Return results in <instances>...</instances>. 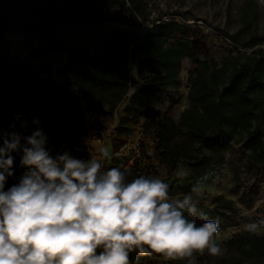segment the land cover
I'll return each instance as SVG.
<instances>
[{
  "label": "trees",
  "instance_id": "trees-1",
  "mask_svg": "<svg viewBox=\"0 0 264 264\" xmlns=\"http://www.w3.org/2000/svg\"><path fill=\"white\" fill-rule=\"evenodd\" d=\"M256 7L257 0H249L235 34L216 30L231 47L228 57L193 59L187 106L175 121L169 112L154 115L151 107L156 96L179 86L184 58L197 52L185 14L152 21L145 0H0V36L25 37L31 46V60L20 61L0 43V146L12 133L29 136L40 128L54 152L66 149L84 159L70 142L84 132L82 107L97 117L98 138L115 121L120 135L143 118L152 157L141 140L147 161L112 157L105 170L127 169V181L159 178L170 184L171 195L182 196L228 168L231 198L214 197L213 209L198 215L197 223L206 218L217 221L218 232L236 229L239 205L264 230V48L253 27ZM56 58L58 69L44 63ZM13 155L5 191L27 171L21 154ZM219 247L222 255L194 253L196 264H264V232L244 228ZM158 257L130 254L133 264Z\"/></svg>",
  "mask_w": 264,
  "mask_h": 264
},
{
  "label": "clouds",
  "instance_id": "clouds-1",
  "mask_svg": "<svg viewBox=\"0 0 264 264\" xmlns=\"http://www.w3.org/2000/svg\"><path fill=\"white\" fill-rule=\"evenodd\" d=\"M48 140L38 128L29 136L12 133L0 146V264H133V252L196 264L194 253L222 255L217 221L197 223L203 184L171 195L159 178L127 181V169L105 170L108 147L99 159L84 160L54 152ZM14 153L27 171L5 191Z\"/></svg>",
  "mask_w": 264,
  "mask_h": 264
},
{
  "label": "rangeland",
  "instance_id": "rangeland-1",
  "mask_svg": "<svg viewBox=\"0 0 264 264\" xmlns=\"http://www.w3.org/2000/svg\"><path fill=\"white\" fill-rule=\"evenodd\" d=\"M147 8L150 11V20L162 18L163 20L171 16L182 17L185 14L188 17L187 25L191 32V37L196 45L197 52L195 57L187 56L182 62L180 71V84L177 88L170 89L166 93L156 96L151 112L154 115H163L166 112L177 121L179 114L186 108L187 101V72L194 58L199 59H214L221 61L230 55V45L216 30L225 32L229 35L235 34L241 27L240 16L242 9L247 6L249 0H145ZM253 27L261 38L260 46L264 48V0H257L255 9V19ZM0 43L5 45L4 49L10 59H18L20 61H30L29 50L31 46L25 37L14 35L0 36ZM51 63L55 69L60 68V60L44 61ZM43 64V63H42ZM53 77L60 80L53 71ZM175 102V106L170 111V105ZM177 102V103H176ZM84 111V132L70 139V142L75 143L78 152L85 160L90 158L99 159V150L103 147H108L112 153V157H118L121 160L128 159V162H133L137 158L146 160L140 151V141H144V151L146 155L152 157V139L149 136L142 134L143 127L146 124L145 119H140L138 123L132 124L124 130L120 135L115 131L116 121L108 131L97 137L96 123L97 117L90 112ZM68 146V145H67ZM109 164L110 160H106ZM147 161V160H146ZM145 161V162H146ZM161 174L164 172L158 167ZM199 184L204 185L203 192L197 197L198 208L201 213H206L213 209L211 200L214 197L222 196L231 198V175L229 169L226 168L221 174L207 175ZM239 212L240 226L236 229H230L215 234V242L219 246L221 243L228 240L234 233L247 228V225L254 224L246 210L237 205ZM256 234H262L263 228L257 226L253 231ZM163 256L158 257L152 262L157 264L162 261H167Z\"/></svg>",
  "mask_w": 264,
  "mask_h": 264
},
{
  "label": "built area",
  "instance_id": "built-area-1",
  "mask_svg": "<svg viewBox=\"0 0 264 264\" xmlns=\"http://www.w3.org/2000/svg\"><path fill=\"white\" fill-rule=\"evenodd\" d=\"M131 163V162H130Z\"/></svg>",
  "mask_w": 264,
  "mask_h": 264
}]
</instances>
